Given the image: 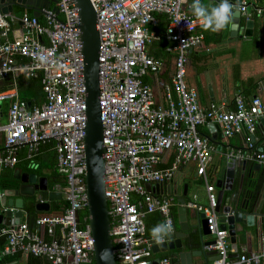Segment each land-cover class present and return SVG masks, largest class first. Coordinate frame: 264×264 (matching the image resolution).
I'll use <instances>...</instances> for the list:
<instances>
[{
    "label": "built area",
    "instance_id": "obj_1",
    "mask_svg": "<svg viewBox=\"0 0 264 264\" xmlns=\"http://www.w3.org/2000/svg\"><path fill=\"white\" fill-rule=\"evenodd\" d=\"M89 2L98 33L103 191L115 264H149L152 236L145 234L144 217L157 212L161 222L173 225L170 208L175 197L157 195L144 185L169 182L175 170L187 163L194 164L205 186L203 205L195 194L184 201L185 207L204 214L212 236L203 249L214 251L215 258L205 264H264L262 237L256 251L247 252L242 246L236 257L228 255L227 231L218 226L214 185L205 169L215 147L209 136L198 131L210 123L224 139L239 135L241 145L227 144L223 157L264 169V148L254 143L256 126L264 118V96L245 100L235 93L231 108L214 102L199 105L196 91L184 80L187 54L203 39L189 7L192 0ZM235 6L244 20L264 16V4L239 0ZM55 7L57 13L50 7L40 9L42 22L27 13L16 17L0 12V80L12 82L9 92L0 93V100L8 99L5 120L0 122V170L17 166L21 148L31 160L41 145L51 143L56 171L64 176L60 193L66 205L58 213L37 215L33 230L24 220L0 225V259L20 253L44 258L49 264H90L93 237L84 183L86 117L79 17L71 0H56ZM156 15L165 18L162 38L172 54V71L158 100L143 80L163 66V60L147 51L158 37L153 29L159 21ZM17 22L23 32L8 38ZM20 75L39 76L42 99L38 103L18 98L15 80ZM157 264L172 261L163 256Z\"/></svg>",
    "mask_w": 264,
    "mask_h": 264
},
{
    "label": "water",
    "instance_id": "obj_2",
    "mask_svg": "<svg viewBox=\"0 0 264 264\" xmlns=\"http://www.w3.org/2000/svg\"><path fill=\"white\" fill-rule=\"evenodd\" d=\"M53 3L56 0H52ZM77 8L81 39V53L83 60V79L85 87V127L83 136V145L85 153V194H86V212L89 215V225L91 235L93 237V263L94 264H115L112 254V242L109 235V219L107 216V205L104 198V161L102 158V135L101 122L99 119V107L97 103L98 94V77H97V47L98 33L95 29V11L93 10L89 0H71ZM49 0H0V12L13 14L15 7L28 10L32 17L38 18L41 8L49 7ZM51 9L57 13L55 6ZM239 12L235 16L232 26H230L231 35L236 34L238 26ZM20 23V22H18ZM252 20H246L244 24L245 36L250 35ZM259 122L264 123V118ZM210 139L220 138L219 129L210 124ZM223 179L215 181L217 188L216 204L214 211L217 213L219 228L227 231L229 240V257H236L238 252L236 249V224H245L247 226L255 225L259 231H264V209L260 213L261 198L264 197V188L260 194L253 192L252 187L255 183L254 176L249 175V180L242 182V198L238 201L232 199L230 195L226 204H221L222 190H230L233 185L234 168L237 164L233 158H224ZM244 161L240 165L243 167ZM30 172L25 171L18 173L14 169L12 177L17 180L18 185L12 188H0V225H16L23 216V208L25 206L24 197L32 198V207L37 212H47L49 210L50 199L60 200L61 196L58 191H52L51 186L45 176L38 175L35 167H25ZM253 169L258 170L259 166L253 164ZM240 181L242 176L240 175ZM147 191H153L157 195H173L178 205L177 221L179 229L175 230L172 225V232L165 238L161 244L155 242L153 237L151 242V254L153 258L149 264H157L161 251H172L174 249L191 248L196 242L202 243V235L209 234L206 226V220L202 212L190 211L184 206V201L188 198L186 184L182 185L181 193H178L179 184L175 180L167 183H156L150 186L145 185ZM253 194V196H252ZM259 197V199H258ZM193 217L194 223L189 224L187 217ZM159 220L161 219L158 213ZM160 224V223H159ZM152 236V235H150ZM212 240L205 243H211ZM215 258V252H211ZM179 256L181 253H178ZM190 256L192 252H184ZM211 259V260H212Z\"/></svg>",
    "mask_w": 264,
    "mask_h": 264
},
{
    "label": "crops",
    "instance_id": "obj_3",
    "mask_svg": "<svg viewBox=\"0 0 264 264\" xmlns=\"http://www.w3.org/2000/svg\"><path fill=\"white\" fill-rule=\"evenodd\" d=\"M186 1L189 2L190 0ZM250 1L255 4H264V0ZM201 2L206 6H214L219 3V0H201ZM230 2L234 5L237 3L236 1L231 0ZM48 3L50 8L55 6V3H53L52 0H49ZM26 11L27 10L15 7L13 14L16 17H19L22 13H27ZM245 22L246 20H244L243 16L239 14L238 26L236 28V34L234 35H231L230 33V26H232V23L220 32H212L210 30L206 31L201 24L197 27L198 30L203 33V39L202 43L198 47L191 49L187 54L184 80L188 87L193 88L196 91L197 100L200 106L204 107L209 102H214L223 103L226 108H231L232 99L235 93H240L245 100H248L254 95H258L260 97L264 96V16L253 17L249 36H245L243 34ZM12 29L13 33L10 32L8 34V38H10L13 34L18 35L23 32V29L18 22L12 26ZM157 35L158 37L147 45V51L151 50V48L156 45L155 41H158L159 38H161L162 40L158 43V45L163 47L170 55L165 59L158 57L163 60V66L156 74L145 76V82L150 85L154 97L158 100L161 97L162 88L164 84L167 83L169 75L172 71V54L166 49L162 34L160 36L157 33ZM1 40L2 38L0 37V41ZM4 85L5 80L0 81V88ZM9 91L10 90L1 91L0 93H7ZM7 105L8 99L0 100V122H4L5 120ZM198 130L202 135H208L210 137V123L199 126ZM254 139L259 146L264 147V123L261 124L258 122L254 132ZM212 141L215 149L211 152V159L205 169L209 181L214 185V195L216 198L217 188L215 187V181L217 179H223L224 173L223 152L227 144L231 147H239L242 140L239 135H233L228 139H224L220 136V138H214ZM39 152V154L43 156V159L50 156L49 149L46 150V148H44L39 150ZM20 161L21 158L18 159L17 166L13 169H8L11 176L14 169H17L18 173L31 171L20 165ZM246 164L247 161L244 163L243 167H241L240 163L235 165L232 188L230 190L223 189L220 196L222 205L226 204L232 194V199H235V201L242 198L241 192L244 185L241 186L240 182L243 184L245 181L247 182L249 178L246 176L250 174L254 176L255 181L252 191L258 192V194L262 192L264 188V169L259 167L258 170H254L252 164L251 171L245 175L242 169ZM3 169L0 170V173ZM240 175L242 176V181L239 179ZM172 179L179 184V189L182 188L183 184H186L188 198L195 194L198 204L203 205L205 203V186L201 177L196 174L193 163H187L179 166L175 170ZM51 190L58 191L60 193L61 186L56 184ZM60 196L61 199L57 201L65 203L61 193ZM24 200H26L25 203H27L29 198L26 197ZM51 200L53 199L48 201L49 211H51V214H54V211L50 209V207L54 205ZM174 201V204L170 208V212L173 218L175 230H178L179 225L176 210L178 203L176 198ZM263 209L264 197L261 198V205L259 209L260 213ZM188 210L196 211L195 209L189 208ZM22 212L23 216L20 218V221H26L27 213L24 208ZM187 222L189 224L194 223V218L188 216ZM159 223H161V219H158L157 212L146 214L144 217L145 234L147 236L152 235L151 230ZM261 237L264 238V231L261 230L260 232L255 225L247 226L245 224H236L235 239L237 252L240 251L242 246L246 248L247 252L256 251L261 242ZM211 238L212 236L210 234L202 235V243L196 242V244L191 248L184 247L181 250L174 249L172 251H161L157 255L159 257L168 256L171 259L172 264H205L214 257L211 252L203 249V243L211 240ZM190 251L192 252V255L189 256L187 254L186 256L184 254V252L189 253ZM178 253H181L180 256ZM27 256L28 255L19 253L18 255L9 256L8 258L3 257L0 259V264H26Z\"/></svg>",
    "mask_w": 264,
    "mask_h": 264
},
{
    "label": "trees",
    "instance_id": "obj_4",
    "mask_svg": "<svg viewBox=\"0 0 264 264\" xmlns=\"http://www.w3.org/2000/svg\"><path fill=\"white\" fill-rule=\"evenodd\" d=\"M231 1L238 2L239 0H231ZM26 12L29 15H31L30 11L27 10ZM156 16L159 18V21H158L157 26L154 27L153 29L156 30V32L161 36V34L165 28L166 21H165V18L163 15H156ZM38 19L40 22H42L41 17H39ZM161 40L162 39L159 38L158 41H155L156 45H154V47H152L151 50L148 51V53L154 57H162L163 59H165V58L169 57L170 54L167 51H165L163 47H160V45H158V43H160ZM4 80H5V85L0 88V92L10 90L12 88L11 80L9 78L3 79V81ZM143 80L145 81V77H143ZM0 81H2V80H0ZM15 88H16L17 96L21 100L29 101L30 103H38L42 99V91H41V87H40L39 76L28 77V76L20 75L15 80ZM206 136H208V135H206ZM254 143L256 145H258L256 140L254 141ZM41 148L42 149L46 148V150L49 149L50 156L43 159V156H41L39 154L40 153L39 150H42ZM39 150H38V154L36 156H34L31 160H29L25 157L26 153H25L24 148H21L17 153V158L18 159L21 158V161L19 164L24 166V167H29V166L35 167L38 175H42V176L46 177L49 186H52L53 184L63 186L64 176L61 173H58L56 171L55 156H54L53 150L51 149V143L48 142V143L41 145L39 147ZM251 166H252V163L247 161V164L242 169L243 172L245 173V175L247 173H249V171H251V169H252ZM246 177H249V175H247ZM17 185H18L17 180H15L10 175L8 169L4 168L3 171L0 173V188H12V187H16ZM32 202L33 201L30 200V198H29V201L24 206V210L27 213L26 214L27 215L26 216L27 217L26 222H27L28 227L31 230L35 229V226L33 223L34 218L37 215L44 213V212L34 211L33 207H32ZM51 202L54 205L52 207H50V209L53 210L54 213H56L57 210H58V212L61 211L62 208L65 207V205H66L64 202L57 201V200H51ZM47 212L51 214V211L48 210ZM158 219H159V217H158ZM18 254L19 253H16L14 255H18ZM14 255H12V256H14ZM8 257L9 256H5V258H8ZM26 264H49V262H47L45 259L37 258V257H34L32 255H28ZM90 264H94V263H90Z\"/></svg>",
    "mask_w": 264,
    "mask_h": 264
},
{
    "label": "clouds",
    "instance_id": "obj_5",
    "mask_svg": "<svg viewBox=\"0 0 264 264\" xmlns=\"http://www.w3.org/2000/svg\"><path fill=\"white\" fill-rule=\"evenodd\" d=\"M189 7L192 14L197 18L204 30H210L212 32H220L226 29L230 23L234 21L238 11L237 7L232 4L230 0H219V3L214 6H206L201 0H192ZM185 43L186 41L183 42V45ZM172 230L171 223L169 221H164L154 226L151 230V234L155 242L161 244L165 241V238L172 232Z\"/></svg>",
    "mask_w": 264,
    "mask_h": 264
},
{
    "label": "flooded vegetation",
    "instance_id": "obj_6",
    "mask_svg": "<svg viewBox=\"0 0 264 264\" xmlns=\"http://www.w3.org/2000/svg\"><path fill=\"white\" fill-rule=\"evenodd\" d=\"M181 190H182V188H180V189L178 188L177 192H178V193H181ZM25 198H26V197H25ZM25 198H24V199H25ZM27 198H28V197H27ZM32 199H33V197L30 198V200H32ZM25 201H26V200H24V202H25Z\"/></svg>",
    "mask_w": 264,
    "mask_h": 264
},
{
    "label": "rangeland",
    "instance_id": "obj_7",
    "mask_svg": "<svg viewBox=\"0 0 264 264\" xmlns=\"http://www.w3.org/2000/svg\"><path fill=\"white\" fill-rule=\"evenodd\" d=\"M186 64H187V62H186ZM185 72H186V66H185ZM184 79H185V77H184ZM190 187H191V185H190Z\"/></svg>",
    "mask_w": 264,
    "mask_h": 264
}]
</instances>
